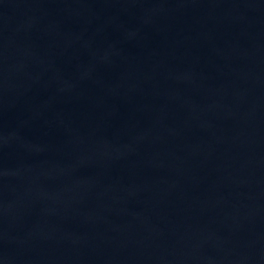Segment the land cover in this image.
<instances>
[{
	"label": "water",
	"instance_id": "1",
	"mask_svg": "<svg viewBox=\"0 0 264 264\" xmlns=\"http://www.w3.org/2000/svg\"><path fill=\"white\" fill-rule=\"evenodd\" d=\"M0 264H264V0H0Z\"/></svg>",
	"mask_w": 264,
	"mask_h": 264
}]
</instances>
